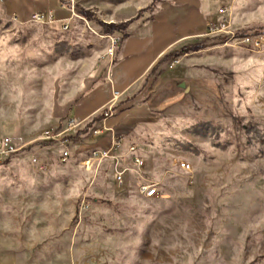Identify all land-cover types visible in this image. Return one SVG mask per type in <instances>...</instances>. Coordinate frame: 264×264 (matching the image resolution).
Returning a JSON list of instances; mask_svg holds the SVG:
<instances>
[{
	"label": "rangeland",
	"instance_id": "obj_1",
	"mask_svg": "<svg viewBox=\"0 0 264 264\" xmlns=\"http://www.w3.org/2000/svg\"><path fill=\"white\" fill-rule=\"evenodd\" d=\"M124 1L76 0L68 28L21 24L0 6V141L20 150L0 147V264H264V0H195L214 3L207 28L223 32L178 45L139 88L114 93L106 125L74 138L93 120L69 118L75 101L110 82L125 35L110 17L134 8ZM70 122L73 155L61 162L60 142H44ZM94 130L137 147L145 166L126 175L135 180L119 185L111 162L85 163L108 138ZM144 185L159 196L146 200ZM117 206L141 215L117 226L100 209ZM112 238L139 240L141 262H112Z\"/></svg>",
	"mask_w": 264,
	"mask_h": 264
},
{
	"label": "crops",
	"instance_id": "obj_2",
	"mask_svg": "<svg viewBox=\"0 0 264 264\" xmlns=\"http://www.w3.org/2000/svg\"><path fill=\"white\" fill-rule=\"evenodd\" d=\"M77 1L86 9L91 8L89 6L91 5L90 0ZM120 1L125 2L124 0ZM153 1L128 0L127 5L134 6L130 12H117L118 14L115 15L119 19L110 17L112 21L127 23L124 30L125 35L117 55V62L110 71V82L103 83L82 99L76 100L73 111L72 109L70 111V119H72V115H74L75 119L82 121L94 119L100 115L101 111L108 108L110 104L119 101L114 99L115 92H118L123 97L139 88L149 78L152 71L156 69L163 58L169 55L173 49L188 40L202 37L206 32L209 20L217 16L218 12L213 2L160 0L154 11H152L154 18H148L149 15L146 14L147 7ZM0 6L3 8L5 16L21 24L31 22L35 13L45 15L51 13L54 19L52 24L55 25L66 26L76 19L72 17V14L67 15V8H64L59 0H0ZM138 16L139 18H137ZM126 102H128V98L123 100L122 103L124 104L116 105L117 109L125 105ZM102 122L103 125L107 124V120H101L97 123ZM60 126L62 127V123L58 124V128ZM105 131H107L105 132L106 134H104V131L103 134L107 135L108 138L103 141L104 147H101V149L111 147L112 134H115L114 130ZM117 155L122 157L119 159V168L128 169L124 180L126 178L127 181L132 182L137 178V175L130 174L128 177L126 175L128 173H136L133 170L135 168L132 161L133 155L129 153V148L124 147H120ZM135 155L143 158L138 151ZM105 161L112 163L114 171L116 162L112 159ZM145 199L149 201L155 200V198L149 199L146 197ZM100 209L106 214L108 220L116 221L115 224L117 226L121 224L120 221L125 219V216L141 215L140 207L117 206L114 208L102 207ZM107 247L108 252L116 256L112 262L140 263L142 260L141 242L139 240L112 238L108 241Z\"/></svg>",
	"mask_w": 264,
	"mask_h": 264
},
{
	"label": "built area",
	"instance_id": "obj_3",
	"mask_svg": "<svg viewBox=\"0 0 264 264\" xmlns=\"http://www.w3.org/2000/svg\"><path fill=\"white\" fill-rule=\"evenodd\" d=\"M61 5L65 8L70 6V9L72 11V17H77L76 11H75V0H59ZM31 22L36 23V24H43V25H49L54 23V19L52 17V14H42V13H35L32 16ZM69 24L65 26V28H68ZM226 27L225 23H222L218 26L216 25H209L207 28V31L209 34H214V33H221L223 32L224 28ZM120 38L115 39L113 41L112 48L110 50V56H114L115 49H117V45L120 43ZM241 41L244 44H247L250 42L249 35H245L241 37ZM180 60L178 58L173 59L171 63L169 64V68H174L177 64H179ZM119 93L115 92V96H118ZM106 118L109 116L108 111L105 113ZM105 118V119H106ZM72 122L68 124V127H65L62 129H58V132L56 134H50L47 133L46 139L48 141L53 140L56 142H60L61 144V156L60 160L61 162H67L71 157H72V141L70 139V136H67L69 131H72ZM95 135H102L103 130H94L93 132ZM0 147L3 148L4 152L8 154L16 153L19 150V148L16 146V143H14L11 139H7L4 141H0ZM121 147V143L116 140L115 134H112V145L108 149H101V148H96L91 151V156L85 162L86 164H90L91 162H101L104 160L112 159L114 160L115 163V168H114V177L115 180L119 185L124 184V176L125 173L128 171V169H120L119 168V159L121 156L117 155V152L119 151ZM137 152V147L136 146H130L129 147V153L133 155L132 161L135 166L133 170H135L137 173L145 166V161L142 157L135 155ZM122 158V157H121ZM34 163H36L41 170L45 169L46 165L41 162L38 159H34ZM142 193L146 198L152 199L156 198L159 196V191L156 185H144L142 186Z\"/></svg>",
	"mask_w": 264,
	"mask_h": 264
},
{
	"label": "trees",
	"instance_id": "obj_4",
	"mask_svg": "<svg viewBox=\"0 0 264 264\" xmlns=\"http://www.w3.org/2000/svg\"><path fill=\"white\" fill-rule=\"evenodd\" d=\"M82 13H87L86 11H84V10H82ZM137 18H139V16L137 17ZM136 18V19H137ZM102 25V27L104 28V30L107 32V33H109V34H111L112 32H113V28H114V26H113V24H105V23H102L101 24ZM126 26H127V23H121V27L122 28H126ZM256 32L255 33H257V34H260L263 30H255ZM245 35H248V33H245V32H243V36H245ZM197 47H195V49H196ZM175 55H177V54H169V55H167V56H165L164 58H163V60L159 63V65L161 64V63H163V62H165V61H168L169 59H171L172 57H174ZM133 99L132 98H130V99H128V101H132ZM121 104H124V103H121ZM118 107H115L114 108V110H116ZM105 113H106V110H105V112H102L100 115H98L97 117H95L86 127H85V129L84 130H80V131H78L77 132V134L74 136V138H79V137H81V136H83V135H85V134H87V132H88V130L95 124V123H97L98 121H101V120H104L105 118H106V116H105ZM58 129H61V126L58 128ZM57 142L56 141H53V140H50V141H47V142H45L44 143V145L45 146H51V145H54V144H56Z\"/></svg>",
	"mask_w": 264,
	"mask_h": 264
},
{
	"label": "water",
	"instance_id": "obj_5",
	"mask_svg": "<svg viewBox=\"0 0 264 264\" xmlns=\"http://www.w3.org/2000/svg\"><path fill=\"white\" fill-rule=\"evenodd\" d=\"M181 87L186 88V85L183 83V84H181ZM186 91H189V88H186Z\"/></svg>",
	"mask_w": 264,
	"mask_h": 264
}]
</instances>
